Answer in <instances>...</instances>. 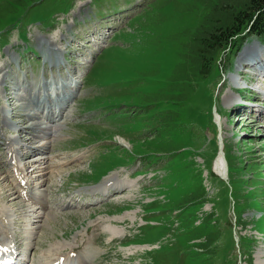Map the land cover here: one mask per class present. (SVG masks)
Returning a JSON list of instances; mask_svg holds the SVG:
<instances>
[{
	"label": "rangeland",
	"instance_id": "374dc122",
	"mask_svg": "<svg viewBox=\"0 0 264 264\" xmlns=\"http://www.w3.org/2000/svg\"><path fill=\"white\" fill-rule=\"evenodd\" d=\"M31 2L0 0V65L11 62L12 80L18 75L47 83L35 96L42 103L55 99L54 88L71 68L81 83L68 105L74 115L46 151L52 165L39 189L48 201L40 217L34 218L32 203L17 200L11 188L17 182L5 174L11 164L7 148L0 146V209L8 206L22 246L36 232L31 264H39L44 253L51 258L71 248L74 257L86 242L88 264H264V98L253 90L264 80V68L251 81L239 74L252 79L248 68L237 69L250 43L256 48L242 59L264 54V37L237 41L204 79L182 83L175 69L188 39L220 0ZM62 34L70 43L59 45L62 50L54 45L51 59L44 57L38 42L59 41ZM60 60L71 68L53 67ZM7 84L11 80L0 78V110L9 124L40 121L18 115L19 106L10 109L15 100L8 98ZM39 86L18 90L21 100L15 104L29 100ZM186 88L185 99L176 98ZM242 95L257 106L240 103ZM229 96L234 101L228 103ZM234 113L241 115L234 118ZM11 125L2 131L7 137L17 134ZM36 140L32 143L46 139ZM218 151L228 166L221 172L215 167ZM39 157L22 160L32 187L41 180L32 171ZM112 170L121 171L122 182L132 181V187L109 195L85 192L75 204L80 189ZM224 175L232 181L231 195L221 182Z\"/></svg>",
	"mask_w": 264,
	"mask_h": 264
},
{
	"label": "bare ground",
	"instance_id": "6f19581e",
	"mask_svg": "<svg viewBox=\"0 0 264 264\" xmlns=\"http://www.w3.org/2000/svg\"><path fill=\"white\" fill-rule=\"evenodd\" d=\"M81 5L82 4H80L79 6H81ZM83 14L87 15L86 13H83ZM73 22H74V20L71 22V25L74 24ZM69 30H70V25L66 27V31L69 32ZM62 35L64 37L62 36V38L59 41L58 40L57 41L51 40L52 41V43H51L50 39L48 38V39H43V40L41 39L38 42V47L40 48V50H41L40 52H42L44 57L51 59L50 58L51 55L49 56V54L53 51L54 45H57L58 47H60L59 45H61L63 47V43H70V37L67 36V34L66 35L62 34ZM45 44L49 45V48L42 46ZM255 48H256V45L254 43H252V44L250 43L248 48H244V50L241 52V57H240L239 63L237 64V69L240 70L241 67H243L245 69L248 68L251 71L250 76L252 77V79H251L249 76L247 77L241 73L242 74L241 78H243L244 81L253 80L254 77L259 75L260 71L264 68V63L260 62V60H264V54L261 56H255V57H253V55H252L249 62L242 59L244 56L251 55L252 52H254L253 50H255ZM60 49L62 50L61 47H60ZM48 52H50V53H48ZM65 59H66V57H65ZM4 62H3L4 64L0 65L1 83L5 82V80L7 81V79L11 80L12 84L11 85L7 84V85L11 86L10 92L12 93V95L8 92V94H9L8 98H12L15 100L11 104L12 106L10 107V109L13 111V109L15 107L17 108L19 106V110L17 111L18 115L24 114V116L27 119H30V118L32 119L36 116H38L42 119H45L44 121L26 120V121H24V123H26V124H23L22 126L17 127L16 124H12V125H11V123L9 124L8 115L6 113H2V110H0V117H2V118H0V136L2 135L1 130L4 127H6L7 125H11L10 128H14L17 132V134H15L14 136H9L10 137L9 139H6V138L3 139L4 142L7 144V146L9 147V150L7 151V157L6 158L8 161H11V162L14 160L15 163L13 165L16 167L19 175H23V170H26V165L24 163L21 166L19 164V160L26 159L35 153L41 154L39 157L40 163H46L47 165H45L43 168L36 166L33 169L36 172V174L39 175L42 173L43 170L46 169V167H48V164H49L47 162L49 157L46 155L47 149H53L55 142L60 139L58 131L62 128V125L64 123H66L67 119L69 117H72L73 113L69 112L67 107L78 96L77 89L79 88V84H81V83L77 84L76 83L77 81H74V76L75 75L77 76L78 72H77V69L70 67L69 62L67 60L65 62H61V60H60V63L52 62L53 67L57 66V67H60V69L65 68V67H70L72 69V71H71L72 76H68L67 72L65 73V76L67 77L66 79H68V81H69V85L67 86L65 83L59 82V84L61 85L59 87L60 89H64V88L68 87L70 90L65 94H63V93L62 94L61 93L56 94L55 99L49 101V103H47L48 99H46V101L44 100V102L42 103L39 100H36L35 96H36V94H39V89H41L43 86L47 87V83L44 84L45 82L44 83L38 82V80H36L34 77L27 81L26 79H21L22 77L21 76L18 77V75L13 76L14 79L12 80V78L8 77V75L10 74L9 70L11 67H9V66H10L11 62L8 59H5ZM47 62H48V60H47ZM64 63H66V64L63 65ZM53 67H50V68H53ZM240 72L241 71H239V73ZM56 81H58V80H55V82ZM79 81L81 82V80H79ZM37 85L38 86L40 85L41 88H40V86H39V88H36L37 90L31 94V97L29 100L23 101L22 104H20V105L15 104L17 101L21 100V94L18 93V90L23 89L27 92H29V90H30V92H32L35 90V86H37ZM10 86H6V88L8 87L7 90H9ZM262 90H264V86L262 87ZM2 98L4 99L5 97H2ZM227 100H228V103H230L231 101H234L231 96L227 97ZM259 112L262 113V110L260 109ZM12 114H14V113H12ZM14 115H15V117H19L17 115V113ZM27 121H30V123ZM19 130H21V131L19 132ZM22 133H24V134L22 135ZM29 133L33 134L34 138H39V140H41V138H45L46 140L39 142L38 144H31V143H30V145L25 144L22 142V139L24 138L27 140V138L24 136L26 134H29ZM30 142H32V141H30ZM218 154H219V156L215 161V167H216L217 171L221 172L222 170H224V168L226 169V167H224L225 158H224V155L221 151ZM36 161H37V159H36ZM119 172L120 171H115L111 175H109V177L106 176L102 183L100 182V184H98L96 186H92V187L87 188L85 190V192H87V194H92V195L95 194V192H98L100 194H108L109 191L110 190L112 191L113 189L120 191V190H123V188H128V187L131 188L132 187V184H131L132 181L131 182L129 181L127 183V185H126V181L122 182V178L118 177L119 180H118V182L116 181V175L119 174ZM21 177L23 178V176H21ZM4 178L6 179L7 177H4ZM119 181H121V182H119ZM124 184H125V186H124ZM11 188L14 189V192H15V195L17 198L20 195L21 197L25 198L29 202H31L35 205H38L33 210V212H36V215H34V218L40 217V215L42 214L41 209L43 210V209L47 208L46 205L44 206L45 198L43 196H39L38 194H35V192L31 190V186L27 185L24 187L23 186L19 187V182H18V187L11 186ZM15 188L18 189L19 195L15 191ZM16 197H14V198H16ZM38 209H39V211H36ZM0 210L3 212V214H1V216H0V252L5 253L6 251H9V252H11L10 257H14L13 255H15V253H17L16 256L18 255L19 260L17 261V257H16L15 261H17L18 264H31L33 260L31 258V256L29 257V252L34 248V246H33L34 240H32V237L36 234V232L31 231L30 232L31 235L29 237V240L27 241L25 246H22V240L19 237V234L15 233L13 231V227H14L13 219L9 216L10 215L9 210H5V211H3V209H0ZM24 213H25V211H24ZM25 222H27V221H25ZM95 227H97V226H95ZM113 237H117V236L113 235ZM87 246H88V243L86 242L84 244V248L82 249V251L78 252L75 255L77 260L74 259L73 253H72L74 250H73V248H71V253H67V254H60V253L55 254L54 253L55 256H53L51 258H49L50 257L49 254L44 255L45 254L44 253L42 256L40 255V258H39L40 263L39 264H88V257L90 256L91 249L90 248L88 249ZM89 251H90V253H89ZM26 255H28V259L25 258ZM41 260H44V262Z\"/></svg>",
	"mask_w": 264,
	"mask_h": 264
},
{
	"label": "trees",
	"instance_id": "16d2710c",
	"mask_svg": "<svg viewBox=\"0 0 264 264\" xmlns=\"http://www.w3.org/2000/svg\"><path fill=\"white\" fill-rule=\"evenodd\" d=\"M201 19L175 69L182 83L204 79L212 66L219 65L221 53L225 49L229 51L237 41L245 40L246 36L264 37V0H220L218 6ZM187 91L183 89L176 98L184 100ZM221 182L230 192L232 181Z\"/></svg>",
	"mask_w": 264,
	"mask_h": 264
}]
</instances>
